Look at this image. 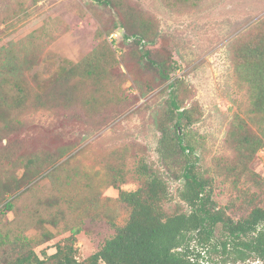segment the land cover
Masks as SVG:
<instances>
[{
    "label": "rangeland",
    "instance_id": "374dc122",
    "mask_svg": "<svg viewBox=\"0 0 264 264\" xmlns=\"http://www.w3.org/2000/svg\"><path fill=\"white\" fill-rule=\"evenodd\" d=\"M115 1L151 19L157 33L154 48L171 54L172 75L187 86L185 106L194 107V120L179 131L194 147L196 170L210 180L216 209L234 220L245 216L249 199L242 191L255 194L253 203L264 207V192L254 187L264 182V143L251 161H241L226 139L235 113L263 136L258 115L249 111L233 47L264 19V0ZM116 10L98 0H0V49L14 47L16 57L24 59L29 102L39 103L8 113V132L0 140V264L16 256L24 237L40 258L42 250L53 253L55 244L74 231L78 260L96 251L128 218L129 207L118 200V189L138 185L132 173L138 157L165 177L170 194L165 208H185L178 195L181 181L173 175L180 170L157 151L160 132L153 118L169 89L157 87L140 96L133 78L151 80L154 73L140 64L136 49H127L113 35L117 42L111 46L120 64L111 72L121 81L107 83L112 100L104 99L102 91L88 99L93 86L76 89L77 74L68 81L52 80L68 65L65 60L78 62L109 42L105 31ZM118 168L123 171L115 175ZM9 200L12 208L2 209ZM223 237L217 225L211 240L217 251L201 252L200 264L262 263L233 261L231 249L221 250Z\"/></svg>",
    "mask_w": 264,
    "mask_h": 264
},
{
    "label": "trees",
    "instance_id": "16d2710c",
    "mask_svg": "<svg viewBox=\"0 0 264 264\" xmlns=\"http://www.w3.org/2000/svg\"><path fill=\"white\" fill-rule=\"evenodd\" d=\"M98 1L117 9L116 19H112L105 31L109 42L104 40L78 62L65 60L68 65L62 66L52 80L59 83L66 78L68 81L77 74L76 89L86 84L93 86L88 99H94V95L102 91L104 99L112 100L108 97L107 83L121 81L120 75L115 77L111 72L120 64L111 46L117 39L112 37L122 29L118 34L120 42L127 44V49H136L133 53L138 55L140 64L148 65L154 73L151 80L149 76L143 80L133 78L140 96L146 97L157 87L164 86L160 92L169 89L161 112L157 110L153 118L160 132L157 151L161 160L172 159L180 170L173 175L181 181L178 195L185 208H165L170 200L165 177L147 160L138 157L132 169L138 185L132 190L118 189V200L129 207L128 218L123 225L115 226L114 233L96 251L78 260L74 231L55 244L53 253L42 250L40 258L34 252L31 240L24 237L16 256L4 264H97L99 261L104 264H200L201 252L209 247L217 251V244L211 242L217 225L224 236L220 241L221 250L231 249L233 261L261 260L264 264V207L253 203L252 195L255 194L242 191L249 199L245 216L234 220L223 209H216L210 180L196 170L194 147L179 131V127H188L193 122L195 109L192 105L185 106L187 86L172 75L175 65L171 54L165 48H154L157 33L153 22L143 13L119 7L115 0ZM255 26L254 33L233 47L234 60L247 89L249 111L258 115L263 128V136H259L236 113L230 120L226 139L238 156L236 159L241 161H251L264 143V19ZM13 50L11 46L0 49V140L8 132V113L39 104L29 102L30 86L24 71L26 62L18 59ZM160 114L169 123L163 124ZM122 171L118 168L115 175ZM110 185H115V179ZM254 187L264 192L262 180L256 181ZM11 208L10 200L2 205V209Z\"/></svg>",
    "mask_w": 264,
    "mask_h": 264
},
{
    "label": "water",
    "instance_id": "95a60500",
    "mask_svg": "<svg viewBox=\"0 0 264 264\" xmlns=\"http://www.w3.org/2000/svg\"><path fill=\"white\" fill-rule=\"evenodd\" d=\"M121 32H122V29L117 30V34H121Z\"/></svg>",
    "mask_w": 264,
    "mask_h": 264
},
{
    "label": "built area",
    "instance_id": "2783aa9c",
    "mask_svg": "<svg viewBox=\"0 0 264 264\" xmlns=\"http://www.w3.org/2000/svg\"><path fill=\"white\" fill-rule=\"evenodd\" d=\"M262 153L264 154V150L262 151Z\"/></svg>",
    "mask_w": 264,
    "mask_h": 264
}]
</instances>
